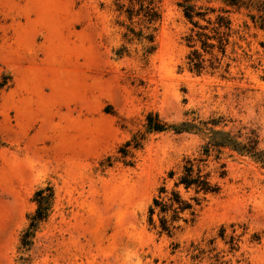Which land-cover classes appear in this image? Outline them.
Wrapping results in <instances>:
<instances>
[{
    "label": "rangeland",
    "instance_id": "obj_1",
    "mask_svg": "<svg viewBox=\"0 0 264 264\" xmlns=\"http://www.w3.org/2000/svg\"><path fill=\"white\" fill-rule=\"evenodd\" d=\"M183 3L159 0L149 42L131 31L142 24L130 0H0V264H264V164L252 156L223 149L220 192L172 234L149 222L168 171L212 130L254 134L264 150V0H190L232 20L223 67L201 74L187 67ZM47 187L48 215L23 248Z\"/></svg>",
    "mask_w": 264,
    "mask_h": 264
},
{
    "label": "trees",
    "instance_id": "obj_2",
    "mask_svg": "<svg viewBox=\"0 0 264 264\" xmlns=\"http://www.w3.org/2000/svg\"><path fill=\"white\" fill-rule=\"evenodd\" d=\"M132 6L126 11L130 19L139 18L142 29L131 31L138 37L149 42H154L157 24L161 20L159 0H130ZM236 4L237 1H230ZM184 4V3H183ZM184 7L186 18L192 23L191 34L187 37L191 52L187 56V67L190 71L203 73L208 69L218 70L223 67L222 58L226 56L227 45L233 31L232 20L229 15L219 14L214 22L207 19V11L197 10L196 6L185 0ZM120 8L125 4L118 3ZM138 6V8H136ZM226 13V11H224ZM207 20L206 25L200 23V19ZM200 43V46H199ZM153 49V47H151ZM202 49L203 52L200 50ZM222 54L220 57L215 51ZM207 54L211 57L208 58ZM148 124L156 131H164L168 124L153 116H149ZM218 124V123H213ZM187 124L180 127L179 131L188 130ZM212 139L203 148L199 156H188L184 159L179 169H171L159 186L157 193L149 206V222L160 231L172 234L180 227L181 221H186V213L192 216L196 214L197 207L201 206L208 195L217 194L221 190V184L215 180V176L224 178L227 175L226 162L221 161L223 149H230L242 155H249L264 164V150L258 148L256 135L250 134L246 141L241 139L242 134L236 135L230 131L212 130ZM131 142L128 143V146ZM127 152V149H123ZM217 152L216 162L218 166L211 168L209 158L212 152ZM126 155V153H125ZM172 181L170 186L168 183ZM186 194H191L189 197ZM54 196L52 187L39 188L34 194L37 208L29 217L30 224L22 236V247L28 248L38 224L43 221L50 209Z\"/></svg>",
    "mask_w": 264,
    "mask_h": 264
}]
</instances>
